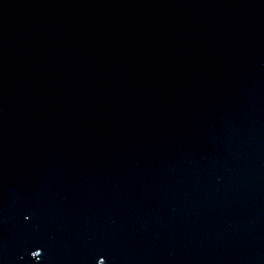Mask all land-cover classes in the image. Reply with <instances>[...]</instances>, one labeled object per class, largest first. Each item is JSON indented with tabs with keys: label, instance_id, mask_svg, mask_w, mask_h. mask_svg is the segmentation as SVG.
Here are the masks:
<instances>
[{
	"label": "water",
	"instance_id": "95a60500",
	"mask_svg": "<svg viewBox=\"0 0 264 264\" xmlns=\"http://www.w3.org/2000/svg\"><path fill=\"white\" fill-rule=\"evenodd\" d=\"M0 264H264V0H0Z\"/></svg>",
	"mask_w": 264,
	"mask_h": 264
}]
</instances>
